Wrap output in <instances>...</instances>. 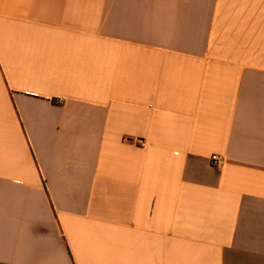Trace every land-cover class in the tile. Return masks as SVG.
<instances>
[{"label":"crops","instance_id":"crops-1","mask_svg":"<svg viewBox=\"0 0 264 264\" xmlns=\"http://www.w3.org/2000/svg\"><path fill=\"white\" fill-rule=\"evenodd\" d=\"M0 264H264V0H0Z\"/></svg>","mask_w":264,"mask_h":264},{"label":"built area","instance_id":"built-area-1","mask_svg":"<svg viewBox=\"0 0 264 264\" xmlns=\"http://www.w3.org/2000/svg\"><path fill=\"white\" fill-rule=\"evenodd\" d=\"M212 165L216 168H222L225 164V159L219 155L212 156Z\"/></svg>","mask_w":264,"mask_h":264}]
</instances>
